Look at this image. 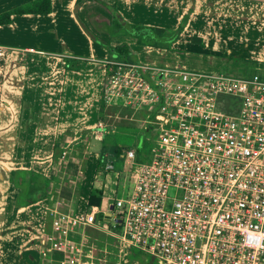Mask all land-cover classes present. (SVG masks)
<instances>
[{
	"label": "crops",
	"instance_id": "0c3cea01",
	"mask_svg": "<svg viewBox=\"0 0 264 264\" xmlns=\"http://www.w3.org/2000/svg\"><path fill=\"white\" fill-rule=\"evenodd\" d=\"M26 1L0 0V12ZM77 1L49 0L47 13L11 14L8 23L0 24V166L22 175L14 189L0 181V264L42 263L40 240L54 209L82 213L92 196L98 203L92 205L106 216L118 179L127 181L124 149H134L136 159L142 153L127 136L114 142L110 155L99 143L100 130L110 127L105 123L108 110L132 107L119 97L103 100L107 54L93 48L74 16L75 3L87 29L101 42L108 39L86 25ZM99 1L114 6L126 20L161 27H172L186 13L175 40L188 31L183 40L192 45H211L218 33L231 38L243 25H248V39L264 36V0ZM105 31L109 34L107 27ZM129 45L136 51L135 61L192 67L178 49L172 51L178 58L171 61L165 48L151 46L154 53L150 45ZM140 115L143 126L149 114ZM95 219L101 220L99 213ZM70 237L90 244L87 264H109L110 255L117 264L127 251L109 243L107 232L98 227L79 228Z\"/></svg>",
	"mask_w": 264,
	"mask_h": 264
},
{
	"label": "built area",
	"instance_id": "2783aa9c",
	"mask_svg": "<svg viewBox=\"0 0 264 264\" xmlns=\"http://www.w3.org/2000/svg\"><path fill=\"white\" fill-rule=\"evenodd\" d=\"M103 65V100L153 107L156 133L139 159L124 149L129 188L106 216L54 209L41 264H87L90 244L70 233L88 226L163 264H264V72Z\"/></svg>",
	"mask_w": 264,
	"mask_h": 264
},
{
	"label": "rangeland",
	"instance_id": "374dc122",
	"mask_svg": "<svg viewBox=\"0 0 264 264\" xmlns=\"http://www.w3.org/2000/svg\"><path fill=\"white\" fill-rule=\"evenodd\" d=\"M110 10L112 11V9ZM78 11L80 12L83 20L86 21V25L94 33L103 36L105 39L112 37L110 32L108 34L105 31L106 27L107 29L109 28L107 25H101L104 30L98 29V26L94 25L95 23L90 19L91 16L99 18L106 17L104 8L100 5H95L92 0H80V2H78ZM88 12H90V14H88ZM238 12L241 11L238 9ZM242 12L243 13L241 14H244V11ZM238 27L239 26H237V28ZM214 30L217 32L215 27ZM187 33L188 31H185L181 34V38L179 40H173L174 42L171 44L169 51L171 55L170 57L172 58L170 59L171 61H175V58H178L176 53H172V51H175L174 49H178V51L180 50L186 54L187 60L192 62V67L197 69H214L217 71H230L234 73L264 72V36H261V38L258 39H256V36H253L248 39V25H243L241 28L234 29L233 37L231 38L225 36L224 39V35H220L218 33L217 36L216 34L211 45H205L204 43H200L199 45L195 43V45H192L191 43L183 40ZM92 43L93 48H103L105 50V54L109 57H117V55H115L111 50L105 48L97 37L92 39ZM227 48L230 49V51H227ZM148 50L153 51L154 53L157 51L151 46H149ZM170 60L166 59L165 61L170 62ZM187 60L185 61V64L190 63ZM126 105L132 107L134 110L132 108H123L121 110L117 107L114 108L111 113L108 110V117H105V123H109L110 127L105 125L103 130H100L103 136L99 143L101 142L103 144V150H105L109 155L111 154L110 150L114 146V142L118 140L122 141V137L124 136L132 139L131 146H133V148H140V151L144 153L147 151L149 141L156 133L157 126L156 123H153V121H156L153 116V107L141 108L142 106L136 107L130 104ZM138 108H140V110ZM138 111L140 112L138 113ZM141 112H147L149 114L148 117H146V121L143 123V126H141V120L144 117L140 115ZM120 115L122 117L127 115V117L121 118ZM149 120H152V122H149ZM128 168L129 164L127 161L126 170H128ZM16 176L18 181L22 180L20 173H17ZM35 182H37V180ZM128 188L129 183L119 178L114 190V196H123ZM30 195H33V192ZM35 256L37 258L39 254L37 253ZM126 256L127 254L125 253V256H123L122 260L120 259L117 264H135L129 263ZM112 259L113 255H110L109 258L107 257L109 264H115L112 262Z\"/></svg>",
	"mask_w": 264,
	"mask_h": 264
},
{
	"label": "trees",
	"instance_id": "16d2710c",
	"mask_svg": "<svg viewBox=\"0 0 264 264\" xmlns=\"http://www.w3.org/2000/svg\"><path fill=\"white\" fill-rule=\"evenodd\" d=\"M79 2V0H78ZM50 10L49 0H28L19 5L13 6L7 10L0 12V24L8 23L11 14L20 13H47ZM114 14V15H113ZM111 22L109 32L112 37L106 41H100L103 46L111 50L117 57H109L107 59L129 60L135 61L136 51L132 49L129 43L140 45H150L170 50V43L176 38L178 32L183 26L186 18L184 13L178 22L172 27H161L148 22L129 21L116 12L112 7L110 12ZM98 204L92 196L87 198V205ZM139 252L129 249V254ZM157 264H163L158 262Z\"/></svg>",
	"mask_w": 264,
	"mask_h": 264
},
{
	"label": "flooded vegetation",
	"instance_id": "af4514ba",
	"mask_svg": "<svg viewBox=\"0 0 264 264\" xmlns=\"http://www.w3.org/2000/svg\"><path fill=\"white\" fill-rule=\"evenodd\" d=\"M80 1V0H79ZM94 2L95 5H100L102 8H104V11H105V14H106V17H93L91 15V20L95 23H93L94 25L98 26V29H103L101 25L103 26H108L110 25V22H111V15H110V12L111 10L108 8V4L103 2V1H99V0H92ZM78 2V1H77ZM112 9V8H111ZM80 17H81V14L80 12L78 11ZM88 14H90V12H88ZM127 259L129 261V263H135V264H157L158 261L151 257L150 255H147L145 253H142V252H134V253H128L127 254Z\"/></svg>",
	"mask_w": 264,
	"mask_h": 264
},
{
	"label": "water",
	"instance_id": "95a60500",
	"mask_svg": "<svg viewBox=\"0 0 264 264\" xmlns=\"http://www.w3.org/2000/svg\"><path fill=\"white\" fill-rule=\"evenodd\" d=\"M77 6V3L74 4L73 11H74V16L77 19L78 24L82 28V30L88 35L91 39H94L95 36L87 29L83 21L78 17L77 13L75 12V7ZM108 8L110 9V6L107 5ZM22 177V175H21ZM0 181L5 182L8 187L10 188H16L18 187L19 181L17 180L16 173H14L12 170L0 166ZM129 252V249L126 251V253ZM140 264V263H138Z\"/></svg>",
	"mask_w": 264,
	"mask_h": 264
}]
</instances>
